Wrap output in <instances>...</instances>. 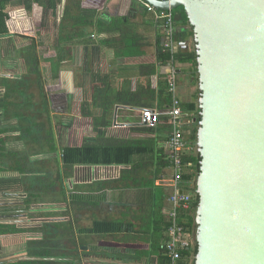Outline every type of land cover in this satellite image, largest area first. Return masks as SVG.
Returning <instances> with one entry per match:
<instances>
[{
	"label": "trees",
	"instance_id": "trees-1",
	"mask_svg": "<svg viewBox=\"0 0 264 264\" xmlns=\"http://www.w3.org/2000/svg\"><path fill=\"white\" fill-rule=\"evenodd\" d=\"M96 2L97 0H0V51L1 38L8 37L11 41L17 38L18 43H15L13 48L16 58L23 63L24 68L23 73L16 78L0 77V89L5 91L0 98V116L8 121L18 120V125L0 129V173L12 171L11 168L3 167V159L12 158L18 154L7 147L9 141L14 139L13 136H10L12 135L10 133L20 132L31 135L32 138L27 137V140L15 138L14 141L17 139L24 140L29 146L34 143L37 145L38 150L33 153L37 155L45 153L47 150L51 152L57 150L53 129H47L46 124L42 121V118L46 117L49 122L48 127L49 125L53 126V110L49 96L52 88L49 87L52 85V80L57 77L53 78L52 76L49 81L44 78V62H50L54 67L55 75H57L58 71H61L64 61L63 54L64 51L66 52V45L68 44L74 47L83 46L86 55L96 58L101 56L103 48H108L115 50L118 59L131 58L134 60L147 56V51L144 50L145 46L152 47V49L156 47L155 60L151 59L148 62L135 61L125 65L132 73L127 77L119 76L115 80V77L99 72L93 73L92 71L88 74V85L92 91L91 98L84 100L81 115L93 119L94 136L86 139L81 147H61L60 155L62 165L70 170L79 166L116 165L128 167V169L123 170L122 177L114 183L118 184L116 187H119L120 182L121 184L128 183L129 189L133 191L128 202L146 210L147 216L142 219L133 215L131 220H96L91 228L84 230V232L97 235L143 233L150 237L149 244H151V247L163 254L160 258L161 264H169L165 256L168 223L163 215L167 196L163 187L156 186L157 180L162 179L164 171L170 166L165 148L161 147L168 139L167 137H161V135H169V119L162 117L155 128L143 127L126 130L131 134L145 135L144 139L127 138L125 135L128 132L116 131L112 127L116 105L160 111L169 106L172 97L168 89L167 79L162 76L158 80L157 73L158 66L166 65L172 59V56L169 51L162 50L159 33L161 25H158L159 31L157 30L156 38L153 37L154 31H149L150 26L145 27V30L149 31V35H141L134 23V20L138 19L139 12L133 11L126 17L112 19L109 22L101 18L98 9H92V3ZM11 4L21 9L8 10ZM17 13H22L23 16L20 21L23 25L25 19L28 20L26 22L30 25L20 30L16 29L14 20ZM146 14L147 12L144 15ZM173 14L177 28L180 29L176 35L177 39L182 37L180 41H183L188 37L192 38V30H185V32L181 30L188 27L185 10L183 9L180 19H177L174 11ZM65 20H73L75 23L71 28L63 29L61 24ZM88 29H94L93 32L97 35H107V39L98 41L92 38L94 34H88ZM45 37L49 39L46 46L42 40ZM42 46H44V50L40 49ZM50 53L52 56L49 55ZM48 56H51V58ZM175 61L179 71L182 66L189 65L193 83H198L195 52L181 50L175 56ZM32 89L40 92V102L36 101L34 103L32 101ZM17 95L22 97L23 100L15 102L13 99ZM182 108L185 112L195 113L197 122L200 120L199 108L196 102H183ZM23 117L30 118L29 122L24 123ZM2 135L5 136L2 137ZM188 140L193 144L196 143V125L191 134L188 135ZM200 161L198 154L185 157L186 180L194 181L200 170ZM14 182H16L14 179H0V194L14 191L11 187ZM111 183L113 182L97 181L88 186V192L83 194L80 202L77 193L71 195L72 201L76 205L81 203L98 206L99 201L106 200L108 194L105 190L108 188V184ZM55 187V182H53L47 190L54 191ZM60 190L62 192V189ZM42 191L45 192L44 189ZM39 192L41 191L38 190ZM97 192H102L100 197L93 196ZM28 202L30 203L29 200ZM52 215L50 216L53 217ZM60 216H62V212ZM5 218L6 220L3 221L9 220V217ZM193 224V218L189 217L186 226L192 230ZM48 226H52L60 233L64 225L62 222L45 223L43 227L37 229H20L15 225L0 222V236L40 233L42 234L41 238L27 243V256L45 259L51 256V251L55 256H60L61 253L56 252L61 248V235L59 234L57 237L59 241L54 240V245L50 244L46 232ZM65 227L68 228L67 225ZM73 229L70 225L69 230L72 232ZM12 264L51 263L44 260H18Z\"/></svg>",
	"mask_w": 264,
	"mask_h": 264
},
{
	"label": "water",
	"instance_id": "water-1",
	"mask_svg": "<svg viewBox=\"0 0 264 264\" xmlns=\"http://www.w3.org/2000/svg\"><path fill=\"white\" fill-rule=\"evenodd\" d=\"M145 1L182 7L193 32L180 42L199 91L191 264H264V0Z\"/></svg>",
	"mask_w": 264,
	"mask_h": 264
},
{
	"label": "crops",
	"instance_id": "crops-1",
	"mask_svg": "<svg viewBox=\"0 0 264 264\" xmlns=\"http://www.w3.org/2000/svg\"><path fill=\"white\" fill-rule=\"evenodd\" d=\"M15 4V3H14ZM20 7H16L13 4L9 5L8 10H19ZM92 9H98L101 18L106 21H111L112 19L126 17L130 12H139L138 19L134 20L136 24V29L141 35H149V31H154V35L156 38L158 25H161L154 16L153 13L148 12L142 5L138 2V0H97L96 3H92ZM19 12V11H17ZM145 12H147L146 15ZM22 13H17L16 18L14 20V27L20 30L25 27L23 23L20 21L22 18ZM61 23V22H60ZM73 20H65L62 22L61 27L63 29H69L74 25ZM29 26V25H28ZM150 30L147 32L145 27H149ZM153 27V28H152ZM94 30V29H93ZM92 29H88L87 33L94 34L92 38L101 41L107 39V35L101 34L97 35L93 32ZM162 25L160 29L161 36V47L164 49V38L162 35ZM180 30V29H179ZM184 30V29H181ZM178 33V32H177ZM151 37V36H150ZM3 38H1L2 40ZM182 42V41H180ZM192 44H190V52L193 51ZM144 50L147 51V56L141 57L139 60H134L131 58L118 59L116 57V52L114 49L103 48L102 54L99 58L92 57L86 55V50L83 46H70L66 45V52L64 51L63 57L64 61L61 67V88L63 91L67 92L61 94L62 98L53 101V108L55 105L57 108H61L64 110L62 113V117L64 115L71 116V105L72 100L74 99V93L71 92V89L78 93V100L80 101L79 109L81 113V107L86 98H91V89L88 85V74L99 72L105 75H111L115 77V80L119 78V76L127 77L132 75L131 71L127 69L126 64L133 63L135 61L148 62L151 59L155 60L156 56V47L152 49V47L145 46ZM165 51V50H164ZM181 51V50H180ZM152 60V61H153ZM170 62V61H169ZM159 65L157 78L160 80L162 76L166 78L168 73V64ZM190 66H182V69L179 71L178 69V87H179V77L182 74L191 73ZM21 75V74H20ZM193 83L190 77V83L184 89V93L182 88H178V95L181 101L185 100L184 103L195 102L197 97L190 96L188 93V89L190 91L189 86ZM192 86V85H191ZM65 96V97H64ZM53 98V96L51 97ZM50 98V102H51ZM75 100V99H74ZM60 101V102H59ZM182 101V103H183ZM55 104V105H54ZM171 103L169 104V106ZM61 106V107H59ZM117 106L124 107L123 109H119L116 115V121L114 124V116L115 110ZM168 106V107H169ZM114 114H113V127L112 129L118 131H126L131 128H143L136 127L139 126L142 121V111L130 110L127 108H136V107H127L123 105H116ZM166 106V109L168 108ZM52 108V105H51ZM164 109V110H166ZM54 110L52 112V116L54 115ZM190 113V112H188ZM82 117V115H80ZM84 121H90L87 123L91 124V131L94 130V121L92 118L82 117ZM48 121V120H47ZM48 125V123H47ZM53 125V124H52ZM195 124L192 121L187 122V131L191 134ZM48 128H53L49 125ZM1 129V128H0ZM128 132V131H126ZM94 134V133H93ZM14 135V134H12ZM168 134H162L161 137L165 138ZM5 135H2L4 137ZM11 136V135H10ZM127 138H142L144 139L146 136L142 134L136 133H127ZM160 136V135H159ZM16 137V136H13ZM27 137L32 138L31 135L28 134H18L17 138H22L27 140ZM90 138V136L85 137L80 144L76 145H66L69 147H81L86 139ZM126 138V139H127ZM17 139V140H19ZM15 140V141H17ZM168 140V139H167ZM20 141V140H19ZM21 142V141H20ZM167 143V142H166ZM166 143H163L161 147L165 148L167 157L168 151L166 147ZM9 148V146L7 145ZM28 149L21 150H13L18 154L14 155L12 158H4L3 159V167L11 168V172H1L0 179H21V176L27 183V187L36 186L35 181H41L45 179L44 176L39 177L38 180L35 179L41 175L42 171L37 168L43 164L45 161L43 159L40 162L37 160H32L33 157L37 159L39 156L45 155V153H49L45 151V153H41L39 155L35 154L36 150H38L37 146L34 143L27 146ZM64 147V146H62ZM31 149V150H30ZM35 152V153H33ZM61 153V152H60ZM54 154V153H53ZM55 155V154H54ZM61 158V155H60ZM55 159L57 162V169L53 171L52 178L58 179L62 185V223L63 225H67L68 228L62 230L63 238L60 250L56 253H61L60 256H55L51 251V256L45 259H36L28 257L26 254V245L28 242L32 241L31 233L25 234H16V235H3L0 236V264H12L17 262L18 260H28V261H36V260H44L51 264H161L160 258L163 254L160 251L153 249L151 244H149L150 237L148 235H144L143 233H121V234H110V235H97V234H89L85 233L84 230L91 228L94 221H111V220H131L133 215L137 217H141L142 219L147 216L146 210L143 208L140 209L139 206L132 205L128 202L129 197L133 194V191L129 189L128 183H119V187H116L118 184L111 183L108 184V188L105 190L107 192V198L105 201H99L98 206L87 205L78 203L77 205L73 203L71 195L77 193L79 196V202L83 194H87L88 186L97 182H81L75 181L74 179L77 176L71 175V172L74 169L83 170L84 174L87 177L92 176L93 174H99L98 176L103 177L105 175H110L112 178L119 180L122 177V172L128 167L125 166H97V167H75L73 170L68 169L62 165V161L57 160L56 155ZM63 174H62V172ZM25 173H24V172ZM12 173V174H11ZM11 174V175H7ZM28 174V177H26ZM67 174V176L65 175ZM164 176L162 179L157 180L156 186L163 187L165 189V194L167 196L166 204L163 210L166 209L168 204V198L172 192L171 188V179H172V169L169 168L164 171ZM108 182V180H106ZM53 184V183H52ZM49 181L48 185H44L42 189L47 192V188L52 185ZM73 185V186H71ZM132 188V187H131ZM39 188H37L38 192ZM50 191V190H49ZM102 192L94 193V197H100ZM51 200H45L46 203H54L53 197H49ZM53 200V201H52ZM49 201V202H48ZM101 202V203H100ZM47 206V205H45ZM51 209V208H49ZM48 211V210H46ZM48 213V212H47ZM164 215V214H163ZM166 218V217H165ZM167 221V220H166ZM8 224L15 225L19 228L20 221H6ZM70 225L74 228L71 232ZM31 229V228H29ZM50 244L54 245V239L48 238ZM52 250V247L50 248Z\"/></svg>",
	"mask_w": 264,
	"mask_h": 264
},
{
	"label": "built area",
	"instance_id": "built-area-1",
	"mask_svg": "<svg viewBox=\"0 0 264 264\" xmlns=\"http://www.w3.org/2000/svg\"><path fill=\"white\" fill-rule=\"evenodd\" d=\"M171 2L173 0H160ZM138 2L148 12L153 13L156 20L162 25L164 38V50L169 51L172 59L167 68L166 75L168 89L171 94V105L166 110L143 109L142 121L151 128H155L162 117L169 119L170 132L166 143L168 161L172 169L171 188L168 198V206L163 210L166 217L167 241L165 244V256L169 264H191L195 255L196 245L193 241L192 230L189 229L187 219L193 216L197 204V196L194 194V181L185 179L186 168L184 159L187 156L197 155L196 143L188 140L187 122L192 121L197 125L195 113L185 112L182 101L178 95V68L175 56L180 52V42L176 39L177 25L173 11H163L155 8L145 0ZM188 253H190L188 255Z\"/></svg>",
	"mask_w": 264,
	"mask_h": 264
},
{
	"label": "rangeland",
	"instance_id": "rangeland-1",
	"mask_svg": "<svg viewBox=\"0 0 264 264\" xmlns=\"http://www.w3.org/2000/svg\"><path fill=\"white\" fill-rule=\"evenodd\" d=\"M174 12L176 13L177 19H180V17H182L183 9H182V7H178L174 10ZM24 21H25V24H24L25 26L30 25V23L26 22V21H28L27 19H25ZM176 39H177V37H176ZM12 40H13V38H12ZM42 40L44 41L43 43L45 44V46L48 45V41H49L48 38L45 37V38H42ZM180 40H182V37H180V39L178 41L180 42ZM15 43H18L17 38H15L14 41H11L8 37H5L1 40L2 50L0 52V77L7 76L10 78H16V77H18V75L22 74L24 71L23 63L21 61H19L18 58H16V53L14 52L13 47H14ZM18 46H21V45H18ZM40 49L44 50L45 48H44V46H42ZM49 55H51V53ZM51 56H48V57L51 58ZM43 70H44L43 74L45 76L44 78L47 81L51 80L52 76H53V78L57 77L56 79L52 80V82H51L52 85L49 87V88H52V90H50L49 96H50V98L53 96V98H51V102H50L51 105H53L54 100L57 101L58 99H60V97L62 98L61 94H64L66 96L65 93L67 92V90L66 91L62 90L63 88H61V77H60L61 72L58 71L57 75H55L54 67L52 66V64L50 62H44L43 63ZM190 77H191V81H193L190 73L182 74L179 77V88H182L183 93H184L183 88H186L190 83ZM191 85L189 86L190 91L188 89V92H189L188 94L190 96H195L198 98L199 97V91H198L197 83H195V84L192 83ZM71 92L74 93V99L75 100L74 99L72 100V105H71V109H70V112H71L70 117L68 115H64L62 117V113L64 112V110L61 108H57L58 106H56L55 104H54L55 108L52 107V110L55 109L54 115L52 116L53 117V126L55 127L56 134L59 137V144L61 147L66 146L68 144L69 145L70 144L71 145L80 144L81 141L85 137L94 136L93 132L91 131V124L87 123L90 121L86 122L80 116L81 115L80 109H79L80 101L78 100V98H80V97L78 96V93H76L72 89H71ZM31 93H32V101L34 103H36V101L40 102V98H39V97H41L40 92L36 89H34V90L32 89ZM13 100L15 102H20L21 100H23V98L19 97V95H17L14 97ZM183 102H185V100ZM59 107H61V106H59ZM28 117H23L24 123L29 122L30 118H28ZM42 121L46 124V128H47V126H48L47 123L49 124V122L47 121V118L46 117L42 118ZM14 125H18L17 119H14L12 121H8L3 116H0V128H8V127H11ZM10 134H14L11 136H16V137H14V139L18 137V134L21 135L20 132H15V133H10ZM14 139H11V141H9V143H8L9 148H11L13 150H18L19 148H21V150H25V148H26V150L28 149L27 146H29V144H27L24 140L20 142L19 140L14 141ZM35 146H37V145H35ZM35 152H37V151H35ZM39 159H43L45 161V163H43L42 165L38 164L40 166L39 167L37 166V168H39L42 171V173L37 178L35 177L34 181L36 179L38 180V178L39 177L41 178L42 176H44L45 179H42L41 181H38V182L35 181V183H34L36 185V187L39 188V190L41 192L37 193V195L39 197L37 196V207H36V210L34 211V212L37 211V213H34V215H32V218H33L32 220H37V218L38 219L44 218L47 216L46 214H50V213L53 214L52 215L54 217L53 219L62 218L60 216L61 210H62V205H61L62 201L61 200L63 198L62 197L63 192H61V190H60V189H62V185H61L60 180L52 178V174H53L52 169L54 170L55 167L57 169V162L55 159V155H51L49 153H46L43 156L37 157V159H35V157L32 158V160H37L38 162L42 161ZM11 174H7V175H11ZM74 174L77 176V180H76V178L74 180L77 182L79 181V183H81V182H93L96 180H98V181L108 180V182L118 181L117 179L112 178V176H110L108 174L105 175L103 178V177L98 176L99 174L94 175L93 172L91 173L92 176L87 177V175L84 174L83 170H81L79 168L77 170L74 169L71 172L72 176H74ZM65 175L67 176V174H65ZM49 181L51 184L53 182H55L56 187H55L54 191L50 190L47 192H43L42 187H44V185H48ZM71 186H73V185H71ZM48 196L53 197L54 201H60V202L52 203L54 206H52L51 203L49 205V203L45 202V200H51L48 198ZM5 200L11 201L13 199L11 196H10V198H9V196L0 197V201L4 202ZM45 205H47V206H45ZM49 208H51V209H49ZM46 210H48V211H46ZM37 222H41V221L37 220ZM54 222H56V221H54ZM20 223L21 222H19V224ZM64 227H65V225L63 226V229L66 228V227L65 228ZM46 232H47L48 238H52L56 241L57 240L59 241V239L57 237L60 234L61 235L60 241H62V238H63L62 230H60V233H58L57 229H53L52 226H48L46 229Z\"/></svg>",
	"mask_w": 264,
	"mask_h": 264
},
{
	"label": "flooded vegetation",
	"instance_id": "flooded-vegetation-1",
	"mask_svg": "<svg viewBox=\"0 0 264 264\" xmlns=\"http://www.w3.org/2000/svg\"><path fill=\"white\" fill-rule=\"evenodd\" d=\"M1 50H2V44H1ZM1 52V51H0ZM4 77V76H3ZM4 89H0V98L1 96L4 95ZM53 133L55 135V139H56V146H57V150L55 152H51L50 150H47L49 152V154L51 155H56L57 160H61L60 158V144H59V137L56 134V130L55 127L53 126ZM47 147V145H46ZM54 153V154H53ZM46 154V153H45ZM62 172V170H61ZM63 174V172H62ZM28 177V174L27 176ZM16 180V182L13 183V185L11 186L13 188L14 191H8L6 193H1L0 197H6V196H10L12 197L13 200H5L0 201V222L1 223H7L5 217H9V220L7 221H20L21 223L19 224V228L20 229H37V228H41L43 227V225L45 223H57V222H62V218L59 219H53L54 217H50V215H52V213L50 214H46L47 216L44 218H40L37 220L41 221V222H37V220H32V215H34V212L36 210L37 207V187L36 186H30L27 187V183L21 176V179L16 178L14 179ZM33 196V197H32ZM30 197V198H29ZM15 199V200H14ZM30 201V203L27 201ZM52 206H54L53 204H51ZM3 213V214H2ZM47 218V219H46ZM56 221V222H54ZM33 235H31V238H33V240H37L39 238H41L42 234L40 233H31Z\"/></svg>",
	"mask_w": 264,
	"mask_h": 264
}]
</instances>
